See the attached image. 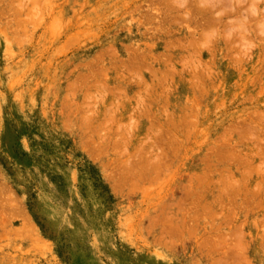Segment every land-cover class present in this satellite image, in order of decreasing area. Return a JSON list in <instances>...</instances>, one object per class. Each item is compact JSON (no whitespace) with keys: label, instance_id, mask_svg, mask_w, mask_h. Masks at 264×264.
Here are the masks:
<instances>
[{"label":"rangeland","instance_id":"obj_1","mask_svg":"<svg viewBox=\"0 0 264 264\" xmlns=\"http://www.w3.org/2000/svg\"><path fill=\"white\" fill-rule=\"evenodd\" d=\"M0 264H264V0H0Z\"/></svg>","mask_w":264,"mask_h":264},{"label":"bare ground","instance_id":"obj_2","mask_svg":"<svg viewBox=\"0 0 264 264\" xmlns=\"http://www.w3.org/2000/svg\"><path fill=\"white\" fill-rule=\"evenodd\" d=\"M201 13V12H200Z\"/></svg>","mask_w":264,"mask_h":264}]
</instances>
